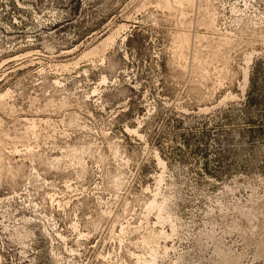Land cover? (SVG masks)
Wrapping results in <instances>:
<instances>
[{
    "label": "rangeland",
    "instance_id": "rangeland-1",
    "mask_svg": "<svg viewBox=\"0 0 264 264\" xmlns=\"http://www.w3.org/2000/svg\"><path fill=\"white\" fill-rule=\"evenodd\" d=\"M0 264H264V0H0Z\"/></svg>",
    "mask_w": 264,
    "mask_h": 264
}]
</instances>
